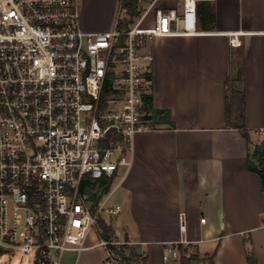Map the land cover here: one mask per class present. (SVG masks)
Instances as JSON below:
<instances>
[{
    "label": "built area",
    "instance_id": "built-area-1",
    "mask_svg": "<svg viewBox=\"0 0 264 264\" xmlns=\"http://www.w3.org/2000/svg\"><path fill=\"white\" fill-rule=\"evenodd\" d=\"M157 1L128 29L118 17L111 30L94 31L83 25L81 0H0V246L6 251L35 264H63L66 252L87 248L94 231L105 264H127L113 247L136 242L114 229L112 239L100 236L103 213L116 218L121 206L107 207L106 194L94 206L82 189L95 185L96 192L103 179H112V189L132 166L137 135L151 128L144 106L154 90V55L146 47L159 36L198 32V4L214 0L167 9ZM256 133L264 140V129ZM184 243L166 252L180 256Z\"/></svg>",
    "mask_w": 264,
    "mask_h": 264
},
{
    "label": "crops",
    "instance_id": "crops-1",
    "mask_svg": "<svg viewBox=\"0 0 264 264\" xmlns=\"http://www.w3.org/2000/svg\"><path fill=\"white\" fill-rule=\"evenodd\" d=\"M210 2L214 30L159 36L146 47L154 55L153 106L171 121L156 122L144 109L151 128L137 135L132 166L104 196L109 207L121 206L118 230L104 219L121 239L136 242L146 264H180L181 253L174 257L166 248L182 240L201 258L193 264H210L213 253V264H264V185L248 169L263 142L256 132L264 129V0ZM156 7H177L176 0ZM153 17L152 10L146 23ZM101 29L94 31L108 30ZM239 76L244 128L239 117L227 125L225 116L226 93L241 85ZM97 237L92 231L87 248L66 252L63 264H105Z\"/></svg>",
    "mask_w": 264,
    "mask_h": 264
},
{
    "label": "trees",
    "instance_id": "trees-1",
    "mask_svg": "<svg viewBox=\"0 0 264 264\" xmlns=\"http://www.w3.org/2000/svg\"><path fill=\"white\" fill-rule=\"evenodd\" d=\"M120 5L122 10H125V16L120 18L119 27L121 29H128L144 11V6L140 3V0H120ZM198 28L201 30H214L216 28V14L210 1H201L198 4ZM236 80H238L241 85L230 86L226 93L225 116L227 125H234V121L237 117L242 118L244 116L245 90L243 87V79L239 76ZM110 92L111 89L108 86L104 92V99ZM144 109L151 113V115H147V117L153 118L156 122L171 121L169 113L154 108L153 95L146 97ZM244 133L246 137L249 136L248 132L244 131ZM248 169L258 173L264 185V140L256 146L253 154L248 158ZM112 183V179H103L96 192H94L95 185L88 189H82V191L91 193V198L95 206L105 194L110 192ZM99 225L101 228L100 236L108 240L112 239L114 233L112 226L108 224L104 218H100ZM126 240L129 241L130 239L126 238ZM113 248L126 260L127 264L147 263V256H142L135 246L122 245L120 248ZM5 251L6 250L0 246V255ZM214 256L215 253L209 256L210 264H213ZM200 259L199 254H189L187 249L181 248L180 264H193L200 261ZM249 261L251 262L250 259Z\"/></svg>",
    "mask_w": 264,
    "mask_h": 264
},
{
    "label": "rangeland",
    "instance_id": "rangeland-1",
    "mask_svg": "<svg viewBox=\"0 0 264 264\" xmlns=\"http://www.w3.org/2000/svg\"><path fill=\"white\" fill-rule=\"evenodd\" d=\"M97 1L98 0H81V8L83 11V25L86 29L89 30H102L101 28L104 27L108 30H111L115 26L118 17L120 19L125 16V10H122L121 8L120 0H117L116 4L114 6L112 5V7H108L107 2L103 4V1H101L99 5L97 4ZM182 3L183 0H176L177 8H181ZM117 182L118 180L115 181L113 186H115ZM106 206H110L109 203ZM103 217L106 218L108 221H112L114 224L113 226H115L116 229L118 228V226L116 225V218H111L106 212L103 213ZM116 229L115 231L118 230ZM65 257L66 253L63 257V262L65 261ZM0 264H35V262L32 257H25L22 256L20 253L5 251L3 254L0 255Z\"/></svg>",
    "mask_w": 264,
    "mask_h": 264
},
{
    "label": "water",
    "instance_id": "water-1",
    "mask_svg": "<svg viewBox=\"0 0 264 264\" xmlns=\"http://www.w3.org/2000/svg\"><path fill=\"white\" fill-rule=\"evenodd\" d=\"M238 125H239V126H242V125H243V120H242V118H239Z\"/></svg>",
    "mask_w": 264,
    "mask_h": 264
}]
</instances>
